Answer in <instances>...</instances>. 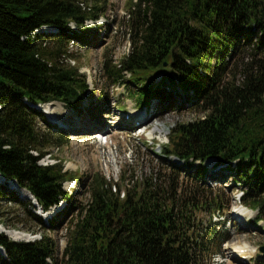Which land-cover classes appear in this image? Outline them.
I'll list each match as a JSON object with an SVG mask.
<instances>
[{
	"label": "trees",
	"instance_id": "trees-1",
	"mask_svg": "<svg viewBox=\"0 0 264 264\" xmlns=\"http://www.w3.org/2000/svg\"><path fill=\"white\" fill-rule=\"evenodd\" d=\"M108 4L0 0V174L28 190L43 211L61 200L66 205L46 225L28 209L36 208L30 200L13 192L8 198L41 227L76 217L63 264H203V253L228 238L211 217L199 215L223 203L201 188L208 159L239 182L243 203L264 217V0H130L131 45L118 64L104 63L112 69L108 76L132 84L138 105L172 101L171 91L179 88L204 114L173 127L159 153L166 167L132 174L126 183L124 174L114 181L94 173L85 185L89 198L76 202L63 187L72 173L60 161L39 162L47 148L63 143V135L50 123L43 127L35 105L78 106L89 86L67 61L69 44H91L85 23L98 20ZM158 72L159 81L148 82ZM194 166L190 184L180 176ZM0 246L6 255L0 254V264L58 263L46 233L19 241L0 232Z\"/></svg>",
	"mask_w": 264,
	"mask_h": 264
},
{
	"label": "rangeland",
	"instance_id": "rangeland-1",
	"mask_svg": "<svg viewBox=\"0 0 264 264\" xmlns=\"http://www.w3.org/2000/svg\"><path fill=\"white\" fill-rule=\"evenodd\" d=\"M129 2L130 0H109L104 15L98 20H87L85 23L87 35L93 38L91 44H69L73 55L67 61L79 67L89 86L78 106L67 107L60 101L61 106H56L54 102L35 105L44 115L43 127L50 123L53 132L63 135V143L59 147L47 148L50 153L39 162L45 164L60 161L64 170L72 173V179L65 181L63 187L73 195L76 202H86L89 198L85 185L94 173H103L114 181L124 174L126 183L132 179V174L140 176L148 174L152 168L166 167V161L159 159V153L161 146L171 137L173 127L176 123L188 122L204 114L199 104L189 101L186 94L178 91L177 86L172 85L177 88L171 91L172 101L156 98L148 104L138 105L130 96L134 89L132 84L125 82V79L121 80L122 77H118L121 81L116 82L108 76L112 74V69H104V63L118 64L131 45ZM44 30L55 32L52 28ZM160 77L161 72L155 73L148 82L155 84ZM164 83L167 86L169 82L165 80ZM191 93L190 91V96ZM137 113L140 114L136 115ZM145 116L148 119L136 121L132 127H128V121ZM172 158L177 163L181 161L176 157ZM205 166L207 170L200 181L201 188L211 189L213 194L219 195L223 203L220 208L199 212V215L211 217L212 222H216V228L223 231L228 238L216 240L203 253V264H264V251L261 249L264 247V217L260 218L258 208L243 203L245 190L239 182L234 181L233 176L223 174L222 165H215L214 159H208ZM195 169L194 166L188 171L189 176L187 171L186 175L183 172L180 178L185 181L188 179L191 184ZM6 181L0 182L3 195L0 200V229L8 230L7 235L12 239L15 237L9 232L30 234L34 236L33 240L46 233L54 240L57 264H63V250L76 217L64 218L56 228L41 227L28 218L24 207L14 204L8 196L13 192L23 202L30 200L33 205L36 203L30 198L20 196L21 193L16 190L18 187H14L17 183L12 179ZM65 205L66 201L61 200L44 217L37 205L36 208L31 205L27 207L31 212L40 215L48 225L49 219L63 210ZM16 239L25 241L26 238ZM238 246L239 253L236 249ZM0 248V254L6 257L4 249ZM48 261L52 262V259L48 258Z\"/></svg>",
	"mask_w": 264,
	"mask_h": 264
},
{
	"label": "bare ground",
	"instance_id": "bare-ground-1",
	"mask_svg": "<svg viewBox=\"0 0 264 264\" xmlns=\"http://www.w3.org/2000/svg\"><path fill=\"white\" fill-rule=\"evenodd\" d=\"M52 102H54V104L56 105V106H61V103H59V101H57V102H55V101H52ZM49 103H51V102H49ZM45 104H47V103H45ZM44 104V105H45ZM138 114H140V113H137L136 115H138ZM146 117V116H145ZM145 117H143L142 119L141 118H138V119H136V120H134V121H128L129 122V126L128 127H132L133 125H134V123L136 122V121H141V120H146V119H148L147 117L145 118ZM130 120V119H129ZM100 128V127H99ZM102 129V128H101ZM177 163V162H176ZM180 163H181V161H180ZM180 163H177V164H180ZM3 180V181H2ZM0 182H7L6 181V179H5V177H2L1 175H0ZM12 182V181H11ZM14 187H18L16 190H19V192L21 193L20 194V196H22L23 198H30V199H32L34 202H35V200L33 199V196L32 195H30V194H28V193H26L19 185H16V184H14ZM53 208V207H52ZM51 208V209H52ZM40 209V208H39ZM51 209L50 210H48V211H43L42 209V211H40V213H42L43 215H41V216H43L44 217V215H48L49 213H50V211H51ZM45 219V218H44ZM2 230V229H1ZM5 230V229H4ZM6 232L8 231V230H5ZM9 234L10 235H12V237H15V239L16 238H26L27 239V237L28 236H31L30 234L28 235V234H24V233H22V232H16V233H13V232H9ZM28 238H30V237H28ZM31 238H32V236H31ZM17 240V239H16ZM237 249V251H238V253L240 252L239 251V249H240V246H238V248H236ZM0 250H1V248H0ZM2 251V250H1Z\"/></svg>",
	"mask_w": 264,
	"mask_h": 264
},
{
	"label": "water",
	"instance_id": "water-1",
	"mask_svg": "<svg viewBox=\"0 0 264 264\" xmlns=\"http://www.w3.org/2000/svg\"><path fill=\"white\" fill-rule=\"evenodd\" d=\"M1 175V174H0ZM2 176V175H1ZM12 181L14 182V183H17L16 182V180H14V179H12ZM17 185H18V183H17ZM26 193H28V194H30L31 195V193L28 191V190H26V189H24V188H22ZM35 203H36V201H35ZM0 232H4L6 235L8 234L5 230H1L0 229ZM32 236V235H31ZM32 238H34V236H32ZM32 238H27V239H24L25 241H31V240H33ZM13 239H15V238H13ZM0 247H2V246H0ZM3 248V247H2ZM261 249L264 251V247H261Z\"/></svg>",
	"mask_w": 264,
	"mask_h": 264
}]
</instances>
